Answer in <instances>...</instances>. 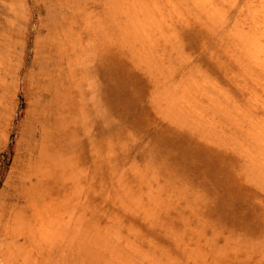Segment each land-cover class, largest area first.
I'll return each mask as SVG.
<instances>
[{"label": "rangeland", "instance_id": "obj_1", "mask_svg": "<svg viewBox=\"0 0 264 264\" xmlns=\"http://www.w3.org/2000/svg\"><path fill=\"white\" fill-rule=\"evenodd\" d=\"M0 264H264V0H0Z\"/></svg>", "mask_w": 264, "mask_h": 264}]
</instances>
